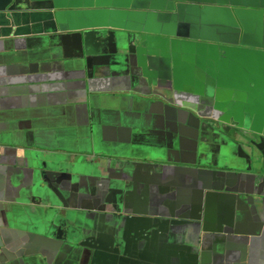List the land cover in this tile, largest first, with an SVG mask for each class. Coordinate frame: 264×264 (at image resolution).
Listing matches in <instances>:
<instances>
[{
  "label": "water",
  "instance_id": "obj_1",
  "mask_svg": "<svg viewBox=\"0 0 264 264\" xmlns=\"http://www.w3.org/2000/svg\"><path fill=\"white\" fill-rule=\"evenodd\" d=\"M39 8L52 11V36L63 54L57 58L50 52H29L21 59L28 62L36 55L38 66L56 63L59 69L69 66L81 72L75 84L66 86L90 103L83 108L88 128L93 133L104 123L127 128L131 142L95 149L111 164L83 157L71 164L56 157L44 161L41 152L28 149L24 160L32 180L29 204L2 210L0 264H208L197 243L208 241L212 252L224 248L234 224L252 215L261 217L264 205V114H242L264 108V0H0L3 12ZM113 29L132 34L127 54L107 51L110 36L117 33ZM68 37L75 40L79 62L65 55ZM200 42L246 47L225 51L219 64L208 68L219 78L206 88L214 106L232 112L214 119L221 125L218 129H207L198 111L169 100L167 85L177 88L168 80L171 72L161 73L146 60L161 54L167 65L169 51ZM137 44L139 55L133 52ZM137 56L135 75L129 61ZM186 67L175 61V72L182 71L176 72V81L188 77ZM36 72L28 68L25 74ZM103 84L116 89L88 96ZM143 86L152 88L151 93L137 90ZM127 103L139 109V115L123 112ZM150 122L153 128L147 129ZM182 126L188 127V139ZM250 133L261 138H250ZM184 141L191 160L183 169L197 180L190 189L204 192L205 200L195 209L179 205L172 213L126 211L136 187L133 165L163 164L177 148L183 153ZM81 199L90 201L89 210L74 207ZM210 264L217 263L211 259Z\"/></svg>",
  "mask_w": 264,
  "mask_h": 264
},
{
  "label": "crops",
  "instance_id": "obj_2",
  "mask_svg": "<svg viewBox=\"0 0 264 264\" xmlns=\"http://www.w3.org/2000/svg\"><path fill=\"white\" fill-rule=\"evenodd\" d=\"M54 30L53 15L49 9L0 11V231L4 229L1 218L4 207L24 209L29 204L32 180L27 158L24 160L28 149L41 152L44 161L56 157L71 164L83 157L92 163L105 164L109 159L105 160L95 151L96 148L131 142V130L127 128H117L110 123L102 124L96 133L88 128L83 108L84 104L90 103L83 95H76L75 88L66 86L75 84L73 80H78L81 72L69 66L65 70L59 69L56 63L47 68L38 66L36 55L28 62L21 59L26 53L39 51L61 57L62 47L52 36ZM115 31L120 38L126 35V31ZM48 36H51L49 40ZM68 40L65 55L75 56L79 62L75 40L71 37ZM28 68L37 72L25 74ZM81 68L85 70V66ZM115 89L111 85H99L91 89L88 96H101V92ZM101 110L105 111L104 108ZM123 112L132 116L140 113L132 103H127ZM201 121L205 122L202 118ZM160 124L158 120L157 126ZM152 128L150 122L147 129ZM180 130L188 139V127L182 126ZM188 149L189 144L184 141L183 153L177 148V152H172L170 160L163 164L133 165L136 187L130 195L126 211L172 213L180 210L179 205L186 208L194 206L195 209L203 202L204 192L190 189L197 180H193L183 169L191 160ZM106 167H109L108 164ZM110 172L117 175L113 166ZM256 198L259 200L261 197ZM90 204L88 199H81L74 203V207L87 211ZM18 214L21 215V212ZM234 229L228 235L225 247L218 251L212 252L208 241H200L195 248L205 254L208 264L211 259H215L217 264H264V205L261 217L252 215L235 223ZM236 232H246L250 236Z\"/></svg>",
  "mask_w": 264,
  "mask_h": 264
},
{
  "label": "flooded vegetation",
  "instance_id": "obj_3",
  "mask_svg": "<svg viewBox=\"0 0 264 264\" xmlns=\"http://www.w3.org/2000/svg\"><path fill=\"white\" fill-rule=\"evenodd\" d=\"M116 35L110 36L109 38V45H108V52H113L115 55H125L129 51V38L132 37V34L129 32H126L125 36H122L121 38L118 35V32L115 33ZM192 48V51H191ZM233 48L237 49H246V47L242 45H236V46H229V45H199V44H193V45H187L182 48V46L175 51L174 53L171 51L168 53V62L167 65H164L165 60L164 56L160 55H148L146 60L150 65L153 67H157L158 71L161 73H165L167 70L169 73L170 71L173 72V68L175 66V61L180 60L183 64L189 65L191 62H199V60L203 57H208V59L201 60L200 62H204L206 65L205 68L198 67L192 74H197V72L204 73V77L202 79H199L198 82L193 83L192 80H175V75L172 74L170 79L175 81L177 83L176 90L171 89L170 85H167V87L170 88V92H168L167 98L171 100L172 102L180 103L183 105L185 109L188 111L194 112V110L198 111V113L201 115L202 119L206 122V128L211 129V125L215 126L217 129L221 127V125L216 124L214 119H218L219 116H222L224 114H232L231 111H225L223 112L220 109H216L214 106L215 99L212 95L209 94V92L206 91L207 84L213 83L216 84L219 80L218 76L210 75L207 71L209 67H212L214 63H216V60L221 59V54H223L225 51H230ZM202 50H204V54H202ZM133 52L138 53L140 52L139 45H133ZM201 57V58H200ZM138 60V56L135 57V59H130L129 64L130 67L134 69V74H137V69L135 67V62ZM102 61H109V59H102ZM171 67V69H170ZM203 70V71H202ZM213 72H216L215 70H211ZM175 74H177L175 72ZM130 80V79H129ZM155 80H158L163 83V80H166L164 77H157ZM191 82V83H190ZM163 85V84H160ZM137 90L142 93H151L152 88L148 86L143 87H137ZM202 93V94H199ZM220 101L223 103L225 100H222V97L220 98ZM264 106V104H263ZM262 106V107H263ZM258 112L264 114V108L259 110H250L245 111L242 114L249 115L254 114L255 116ZM222 129H224L228 133L227 126H224ZM209 137L213 138L214 134L211 132H208ZM248 137L250 138H261V136H257L254 134H248ZM222 141L223 138H220Z\"/></svg>",
  "mask_w": 264,
  "mask_h": 264
},
{
  "label": "rangeland",
  "instance_id": "obj_4",
  "mask_svg": "<svg viewBox=\"0 0 264 264\" xmlns=\"http://www.w3.org/2000/svg\"><path fill=\"white\" fill-rule=\"evenodd\" d=\"M220 32H223L224 31V28L223 27H220L219 29ZM193 45V44H191ZM199 45H222V44H201V42L199 43ZM181 46H178V48H176L177 50L180 48ZM191 51H192V48H191ZM171 52V51H169ZM204 50H202V54H204ZM201 58V57H200ZM205 59H208V57H203L199 60V62L195 63V62H191L189 65H187L186 67V70L185 72L188 74V77L186 78H182L180 80H199V79H202L205 75L204 73L202 72H197V74H192V71L194 72L196 70V68L200 67L202 64H204V62H200L201 60H205ZM216 64H219L218 62V59L216 60ZM175 67V66H174ZM171 69V67H170ZM203 71V70H202ZM208 72V70H206ZM171 72V71H170ZM177 73H181L182 71L179 70V71H176ZM209 73V72H208ZM173 75H176L175 74V69L173 68V72H171V76Z\"/></svg>",
  "mask_w": 264,
  "mask_h": 264
},
{
  "label": "clouds",
  "instance_id": "obj_5",
  "mask_svg": "<svg viewBox=\"0 0 264 264\" xmlns=\"http://www.w3.org/2000/svg\"><path fill=\"white\" fill-rule=\"evenodd\" d=\"M96 87H97V86H96ZM175 104H177V106H181L182 108H184L183 105L180 104V103H176V102H175ZM158 109H160V107H158ZM186 110H187V109H186ZM201 118H202V117H201ZM192 121L195 122L196 120H194V118H192Z\"/></svg>",
  "mask_w": 264,
  "mask_h": 264
}]
</instances>
